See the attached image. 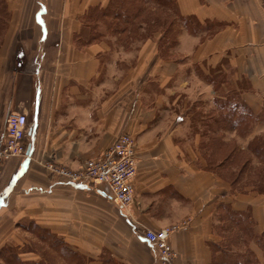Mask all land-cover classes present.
I'll use <instances>...</instances> for the list:
<instances>
[{"label":"crops","instance_id":"crops-1","mask_svg":"<svg viewBox=\"0 0 264 264\" xmlns=\"http://www.w3.org/2000/svg\"><path fill=\"white\" fill-rule=\"evenodd\" d=\"M108 1L6 0L0 137L8 112L25 114L26 155L0 163V250L13 243L24 219L81 252H114L101 236H115L119 227L127 245L142 250L140 264H159L142 231L184 223L169 238L173 264H210L211 244L222 240L221 206L248 207L253 232L264 229V199L256 200L264 196L232 192L197 162L212 130L224 141L228 132L238 136L226 124L228 100L250 123L236 137L240 149L264 135V0H172L196 31L183 28L177 42H141L134 53L73 42L82 16ZM25 30L33 39L19 42ZM215 81L234 89L219 94ZM122 133L135 139L137 158L133 202L124 211L105 184L70 182L45 168L53 161L76 169ZM247 247L258 258L255 241Z\"/></svg>","mask_w":264,"mask_h":264},{"label":"trees","instance_id":"trees-1","mask_svg":"<svg viewBox=\"0 0 264 264\" xmlns=\"http://www.w3.org/2000/svg\"><path fill=\"white\" fill-rule=\"evenodd\" d=\"M140 1L143 3V0ZM154 1L158 5L165 6V0ZM142 5L143 4L140 5L139 0H109L107 6L104 8H90L88 12L82 16L81 22L83 24V29H81L78 34L79 40L84 41V39H86L85 32L90 31L91 23L93 25L94 22L95 25L98 20H103L104 24L108 25L106 19L113 17L114 19H118L120 23L118 26L116 25L117 27H114V31L119 32L125 29L131 30L135 23V17L143 19V17H141L143 15L141 14L143 13ZM8 19L9 12L6 0H0V30L6 29ZM77 43L86 44L88 42ZM226 109V124L228 127L230 126L231 128L239 130L240 127L246 125V122L249 119L244 115L245 113L237 111L235 106H232L229 102H227ZM221 110L224 111V105L221 106ZM223 111L221 113L222 116H224ZM215 135V130H212V136L209 139L210 143L208 141L201 143L204 148L203 155L206 158L208 157V165L205 166V168L213 170V172L217 175L219 174L221 178L226 179L232 192L247 193L249 191L248 187L258 193L264 192V135L255 136L247 143L245 149L247 153H245L244 149L235 146L230 151H226V155L222 157L223 159L221 158L218 163L211 162V160L215 157L214 152L216 153L218 149L222 148V145L224 146L225 142L220 140V138L215 137ZM209 150L210 153L208 154L207 151ZM238 155L245 156H240L239 158ZM250 156H254L258 162L253 168L250 167ZM249 171L251 172V175H249ZM219 221L218 228L220 229V237L222 240L219 244H211L214 256L210 264H259L257 261L253 260L254 257L252 260L246 257H242V259H237L238 256H231L232 258L228 257L230 250L226 245L234 244L237 246L238 242H245L246 244L248 240L253 239L264 252V229L259 234L253 232V220L250 216L248 207L243 210H235L227 206H221ZM39 240L55 249L63 261H65V264H86V260L81 254H78V252L69 248L62 239L57 238L50 232L41 235ZM34 249L35 248L31 246L27 251H34ZM5 252L9 254L7 258H2L3 262L6 264H53L44 257L43 261L41 260L37 262L21 260L17 254L11 256V249H6L5 247L0 250V255ZM105 254V256L101 257L100 264H125L123 258L110 254L108 251H105Z\"/></svg>","mask_w":264,"mask_h":264},{"label":"rangeland","instance_id":"rangeland-1","mask_svg":"<svg viewBox=\"0 0 264 264\" xmlns=\"http://www.w3.org/2000/svg\"><path fill=\"white\" fill-rule=\"evenodd\" d=\"M139 3L140 5L143 4L141 6L143 7V10H142L143 13H141L143 14L141 16L143 17V19L135 17V23L133 27L131 28V30L125 29L119 32L114 31L115 30L114 27L116 25L118 26L120 23L118 19H114V17L112 16L113 18L106 19V23H108V25H105L103 20H98L95 25H94V22H93V25L91 23L90 31L85 32L86 39H84V41L79 40L78 34L80 31L74 34L73 42H91L93 44L95 43L101 44V42H104L107 46L109 45L112 49H115V51L117 52L119 51L122 53L123 52L124 53L125 52L134 53L136 50L140 48L139 46L141 45V42H177V36L183 33V28L187 30L189 29V31H192V32L196 31L195 22L193 20H190L189 18L179 16L177 14V8L172 0H165L164 7L161 5H158L154 0H143V3L139 0ZM107 4L105 6H107ZM104 7H99V8H104ZM6 32H7V27L5 30L4 29L0 30V42H4V37H5ZM32 34L33 32L29 30H25L24 32H19L18 34L19 42L20 41L27 42L29 38L33 39L31 37ZM8 42H12V38H11V41H8ZM226 86H228V88L230 87L234 89V87L230 84L226 85L225 83H223L221 85L220 83L216 81L214 83V89L217 88L219 94L224 93ZM218 92L216 91L215 93H218ZM226 96H228V94ZM228 102L230 103L232 101L228 100ZM249 127H250V123L249 121H247L246 125H243V127H240L239 130L236 129L237 131L236 133L238 136H236L234 132H228L227 141H224V133L221 134V138L219 137L220 133H217L215 137L220 138V140L225 142L226 145L225 144L224 146L222 145V148L217 150L218 153L214 152L215 157L212 158L211 162L213 161L215 163H218L221 160V158L226 155L225 154L226 151H230L235 146H238V142L240 139L236 137H239V135L245 136L249 132ZM228 128H229V131L234 129V128H231L230 126ZM207 141L209 142V140H206L205 142ZM246 146L244 147V150L246 149ZM135 149H136V141H135ZM199 151L202 153L201 150ZM207 152L209 154L210 150ZM201 153L197 156V162H198V158L202 159L203 160L202 162L205 164V166H207L208 157L206 158L203 155V153L202 154ZM245 153H247L246 150H245ZM238 156L240 158V156L242 157L245 155H238ZM250 159H251L250 167L253 168L257 165L258 162L254 156H250ZM249 175H251L250 171H249ZM218 176L220 175L218 174ZM248 189L250 192L253 191L259 196H264V192L258 193L255 190H251L252 188L250 187H248ZM247 193H243V194H247ZM262 199L264 198H256V200H259V201H262ZM249 200H251V198ZM171 225H167V226H171ZM117 226H118V222H117ZM20 227L21 229L19 228L14 233L15 240H13V243H10L9 245L5 246L6 249H11L12 251L11 256H15L17 254V256L21 260H26V261L29 260L33 262H37L41 260L43 261V257H44L45 259L49 260L53 264H65V261H63V259L59 256V254L57 253L55 249L49 247L46 243L39 240V237L41 235H45L49 232L47 228L40 225L39 223L35 224L33 221L27 220V219L23 220ZM55 236L57 238H60L57 235ZM101 240H103L105 244L110 243L112 245H115V248H116L114 249L115 251L111 252L106 249H102L100 251L95 250V251L81 252V251L72 249L69 246L68 247L74 250L75 252H78V254H81L83 258L86 260V264H100L101 257L107 255L105 254V251H108L110 254L117 255L123 258L124 261L127 259L131 260L133 264H140V262L142 261V256H143L142 250L139 249L137 246H135L133 244L134 243L133 241H132V244L127 245V240H129V238L128 236L125 235V233L123 234L119 230V227H117V233L115 236L105 234V236H101ZM253 240H248L246 244L245 242L244 243L238 242L237 246H235L234 244L226 245L227 248L230 250L228 253V257L238 256L237 259L239 258L242 259V257H246L250 260H252V258L254 257L253 259L254 261H257L259 264H264L263 250L260 249L259 246L257 245L259 248V251L257 250V254H258V258H257L254 252L247 247L249 242ZM31 246L35 248L34 251H27L28 249L31 248ZM24 250L27 252H25ZM8 256L9 254L7 252L0 255V264H6L3 262L2 258H5V257L7 258Z\"/></svg>","mask_w":264,"mask_h":264},{"label":"built area","instance_id":"built-area-1","mask_svg":"<svg viewBox=\"0 0 264 264\" xmlns=\"http://www.w3.org/2000/svg\"><path fill=\"white\" fill-rule=\"evenodd\" d=\"M25 132V114L8 112L4 135L0 137V163L14 156L26 155ZM136 160L135 139L129 134L122 133L102 156L87 159L76 169L53 161L46 162L45 168L51 175L70 182L105 184L116 208L124 211L133 202ZM183 225L184 223L172 224L159 229L147 228L142 231V237L156 249L159 264H173L175 261L177 252L171 246L169 238Z\"/></svg>","mask_w":264,"mask_h":264}]
</instances>
